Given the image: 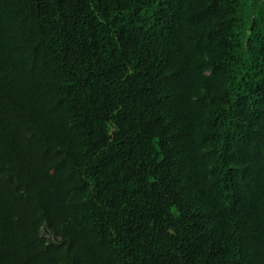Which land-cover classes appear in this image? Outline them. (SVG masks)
Wrapping results in <instances>:
<instances>
[{
    "label": "trees",
    "instance_id": "1",
    "mask_svg": "<svg viewBox=\"0 0 264 264\" xmlns=\"http://www.w3.org/2000/svg\"><path fill=\"white\" fill-rule=\"evenodd\" d=\"M258 1L0 0V264H264Z\"/></svg>",
    "mask_w": 264,
    "mask_h": 264
},
{
    "label": "rangeland",
    "instance_id": "2",
    "mask_svg": "<svg viewBox=\"0 0 264 264\" xmlns=\"http://www.w3.org/2000/svg\"><path fill=\"white\" fill-rule=\"evenodd\" d=\"M264 5V0H259L257 2V8H259L260 6ZM248 23V22H247Z\"/></svg>",
    "mask_w": 264,
    "mask_h": 264
}]
</instances>
